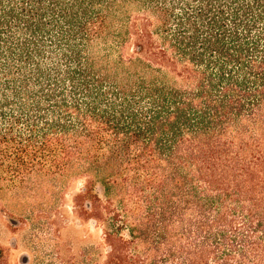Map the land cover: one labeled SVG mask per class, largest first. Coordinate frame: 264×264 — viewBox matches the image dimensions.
<instances>
[{
	"label": "trees",
	"instance_id": "obj_1",
	"mask_svg": "<svg viewBox=\"0 0 264 264\" xmlns=\"http://www.w3.org/2000/svg\"><path fill=\"white\" fill-rule=\"evenodd\" d=\"M70 171L61 264H264V0H0V190Z\"/></svg>",
	"mask_w": 264,
	"mask_h": 264
},
{
	"label": "rangeland",
	"instance_id": "obj_2",
	"mask_svg": "<svg viewBox=\"0 0 264 264\" xmlns=\"http://www.w3.org/2000/svg\"><path fill=\"white\" fill-rule=\"evenodd\" d=\"M87 180L70 171L35 178L28 191L0 190V264L76 262L101 241V226L83 210L89 209V200L80 196ZM95 191L104 196L100 182Z\"/></svg>",
	"mask_w": 264,
	"mask_h": 264
}]
</instances>
